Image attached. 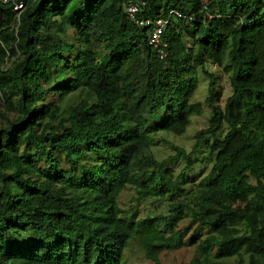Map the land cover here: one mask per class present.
<instances>
[{"label": "trees", "instance_id": "obj_1", "mask_svg": "<svg viewBox=\"0 0 264 264\" xmlns=\"http://www.w3.org/2000/svg\"><path fill=\"white\" fill-rule=\"evenodd\" d=\"M23 1L18 17L0 0V264H161L192 246L184 264H264V0ZM129 1L139 20L185 16L166 58ZM207 63L229 75L223 106ZM200 69L211 116L188 152L164 137L202 115ZM205 141L212 166L190 186ZM127 189L167 211L124 210Z\"/></svg>", "mask_w": 264, "mask_h": 264}, {"label": "rangeland", "instance_id": "obj_2", "mask_svg": "<svg viewBox=\"0 0 264 264\" xmlns=\"http://www.w3.org/2000/svg\"><path fill=\"white\" fill-rule=\"evenodd\" d=\"M227 60L228 59H226V61ZM10 65L11 63H8V67H10ZM206 69L217 76V82L222 92L221 98L219 99V104L223 106L227 98L232 93L229 75L225 73V71L222 68L213 65L211 63H207ZM196 79H197V90L192 98V102L202 104L203 107L202 115L192 117L190 127L187 129L186 133L183 136L169 135L164 137L169 142H172L175 145H179L185 148L188 152L192 151L194 148L196 142L195 136L197 132L202 129H205L208 126L209 119L211 116V110L208 108L205 102L208 96L209 80L201 69L199 70ZM52 96H53L52 94L49 96V102H53L55 100ZM226 132H227V128L225 127V129L219 135V137L222 138ZM162 140L163 139H159L157 147L153 149L159 160H165L169 158L171 155H173V152L171 151L169 146L165 144L164 141ZM211 141L212 140H209V142ZM206 143L207 141H205L204 144L202 145L201 151L196 154L194 168L187 177V179L190 181L189 184L190 186L199 183V181L204 176H206V174L211 169L212 159L211 156L209 155ZM171 167L175 170V173L178 174L183 169L184 163L177 162L175 164H172ZM120 205L124 210L132 211L135 209L140 218L149 215L159 214L160 212H166L168 207L165 201L149 200L142 203H137V201L135 200L133 189H127L126 191L123 192V194L120 196ZM188 222H189L188 220L183 222L181 224V227L186 226ZM194 255H195V247L193 246L182 248L174 252H166L161 255V264L188 263L193 259ZM133 261L141 263L144 260L140 259ZM234 264L237 263L234 262Z\"/></svg>", "mask_w": 264, "mask_h": 264}, {"label": "built area", "instance_id": "obj_3", "mask_svg": "<svg viewBox=\"0 0 264 264\" xmlns=\"http://www.w3.org/2000/svg\"><path fill=\"white\" fill-rule=\"evenodd\" d=\"M2 3L4 5L13 4L14 11L16 12L18 17L25 10V3L23 0H2ZM123 8L130 20L134 21L140 27L149 28V33H148L149 45L152 46L154 49L158 50L161 59L166 58L167 56L166 50L168 48V43L164 40V32L171 18H184L185 16L177 10H171L169 12L168 17H161L155 20H150V19L139 20L137 16L141 12V9L138 4H136L134 1H129L128 4L126 3L123 6ZM206 9H207V5L204 4V10Z\"/></svg>", "mask_w": 264, "mask_h": 264}]
</instances>
